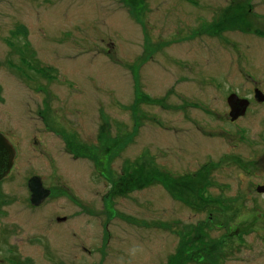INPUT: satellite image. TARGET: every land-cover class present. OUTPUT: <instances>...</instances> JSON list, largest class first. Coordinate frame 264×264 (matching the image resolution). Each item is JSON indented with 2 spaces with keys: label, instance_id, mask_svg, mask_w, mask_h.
Segmentation results:
<instances>
[{
  "label": "rangeland",
  "instance_id": "374dc122",
  "mask_svg": "<svg viewBox=\"0 0 264 264\" xmlns=\"http://www.w3.org/2000/svg\"><path fill=\"white\" fill-rule=\"evenodd\" d=\"M255 88L264 0H0V132L18 150L0 264H264V165L249 162L264 105L232 124L226 99ZM212 161L204 208L136 173L196 178ZM185 238L208 244L180 252Z\"/></svg>",
  "mask_w": 264,
  "mask_h": 264
},
{
  "label": "trees",
  "instance_id": "16d2710c",
  "mask_svg": "<svg viewBox=\"0 0 264 264\" xmlns=\"http://www.w3.org/2000/svg\"><path fill=\"white\" fill-rule=\"evenodd\" d=\"M228 21H229L228 19L224 20V18H222L217 23L222 24L223 26H227L228 23H229ZM232 27H238V25L235 22V20H234V22L232 24ZM211 31L213 32V34H215L217 30L213 28ZM67 141H68V144H69V147H70V150H71L72 154L73 153H77L76 155H81L82 152H85L83 148L86 145H83V144L79 143L74 138V136L72 137L71 140L67 139ZM87 156L92 157V156H98V155L97 154H94V155L87 154ZM212 168H213V166H211V165L203 166L201 168V170L199 172H197L196 178H195L194 175H185L184 177H181V178L177 177V176L171 177V176L166 175L162 170L158 171L155 168L151 169L149 172H146V173H142V169H136L137 170L136 173L140 175L141 181L144 182L145 184L148 183L149 181H151V182L154 181L155 183L158 182L160 184H163V182H166V181H162V179L164 180L165 178H167L168 179L167 183H168V187L169 188L164 186V184H163V186L166 189H168L169 193L175 199H177L179 201H184L183 203H187V204L192 206V203L189 202L187 198L185 200V196H187V195H189L191 193L190 195L194 197V202L196 204L195 207L204 208L206 203H207L206 202L207 200H206V198L203 197V192L208 187H211V185L209 183L208 184L205 183L203 185V188H199L198 187V189L196 190V189H194V186H195L194 184H195V182L198 181V179L199 180H203L204 182H206L209 174L212 171ZM128 171H129V169H128ZM137 174H136V176H138ZM182 183L186 184L185 188H182V189H185V190H181L180 189L179 191H181L182 193H180V192L176 193V191H174V190H177L175 188V186L180 188ZM132 189L130 187L131 191H132ZM188 191H189V193H188ZM186 193H188V194L186 195ZM185 239L186 240H183V242H182V244L180 246V252L183 250V251H186V253H187L190 249L194 248L196 246V244L201 245V247H204V245L206 246L208 244L207 242H205L203 240H197L196 243H194L195 241L191 242V240L189 238H185ZM190 242H191V244L189 245ZM178 251H179V249H178ZM189 260H191V258L184 260L183 263L185 261H189ZM183 263H180V264H183Z\"/></svg>",
  "mask_w": 264,
  "mask_h": 264
},
{
  "label": "water",
  "instance_id": "95a60500",
  "mask_svg": "<svg viewBox=\"0 0 264 264\" xmlns=\"http://www.w3.org/2000/svg\"><path fill=\"white\" fill-rule=\"evenodd\" d=\"M255 93L260 101H264V94L260 89H256ZM228 103L231 108L230 116L232 120H236L239 116L244 115L250 104L247 99L239 98L236 94L230 95ZM16 156L17 152L14 145L0 132V181L10 173L14 166ZM28 189L31 193L30 202L34 206L42 204L50 195V190L44 187L42 178L39 176H34L29 179Z\"/></svg>",
  "mask_w": 264,
  "mask_h": 264
},
{
  "label": "flooded vegetation",
  "instance_id": "af4514ba",
  "mask_svg": "<svg viewBox=\"0 0 264 264\" xmlns=\"http://www.w3.org/2000/svg\"><path fill=\"white\" fill-rule=\"evenodd\" d=\"M256 89H259V88H255L254 89V95H253V100H252V98H245V97H242V96H239L238 94H236V93H231V94H229L228 96H227V104H228V106H229V117H230V121L229 122H231L232 124H234L235 122H237L239 119H241V118H243V116H245V114L247 113V110L249 109V107L251 106V105H253L254 104V102H257V105H264V101H260V99H259V97L258 96H256V93H255V91H256ZM232 94H236L239 98H243V99H247L248 101H249V106H248V108H247V110H246V113L244 114V115H242V116H239L236 120H232V118H231V116H230V112H231V108H230V105H229V103H228V98L230 97V95H232ZM263 94H264V92H263ZM251 99V100H250ZM263 129H262V131L260 132V134L258 135V138L253 142V148H255V156L254 157H252V159H250V161L249 162H251V165L253 166V169H256V171L258 170L257 168H258V166H261V165H264V121H263V127H262ZM242 139H243V137H242ZM16 149V148H15ZM16 152L18 153V150H16ZM82 155V154H81ZM78 155H76V157H77ZM16 159H17V156H16V158H15V162H16ZM242 161H244L243 159H241V162ZM15 162H14V166L12 167V169H11V171H10V173L4 178V179H2L1 181H0V191L1 192H3V184H4V181L10 176V174L12 173V171H13V169H14V167H15ZM211 166H213L214 167V163H213V161L212 162H210L209 163ZM37 176V175H36ZM34 177V176H33ZM40 177V176H39ZM29 181V180H28ZM44 184V183H43ZM44 187L46 188V189H48V190H50V195L46 198V200L51 196V194H52V189L51 188H47L46 186H45V184H44ZM259 188H261V190H259ZM29 190V189H28ZM256 192L258 193V194H263L264 193V185H257V188H256ZM29 193H30V191H29ZM30 197H31V193H30ZM30 197H29V202H30ZM4 198V197H3ZM45 200V201H46ZM44 201V202H45ZM43 202V203H44ZM43 203L42 204H40V205H38V206H34V205H32L31 204V202H30V204H31V206L33 207V208H40L42 205H43ZM61 218H64V216L63 217H58V216H56V220L58 221V220H60Z\"/></svg>",
  "mask_w": 264,
  "mask_h": 264
},
{
  "label": "clouds",
  "instance_id": "9594fccd",
  "mask_svg": "<svg viewBox=\"0 0 264 264\" xmlns=\"http://www.w3.org/2000/svg\"><path fill=\"white\" fill-rule=\"evenodd\" d=\"M138 251V247H133L131 249V255H135V253Z\"/></svg>",
  "mask_w": 264,
  "mask_h": 264
}]
</instances>
